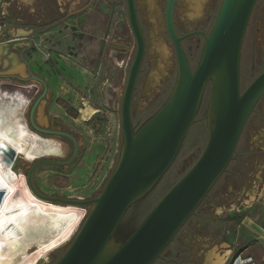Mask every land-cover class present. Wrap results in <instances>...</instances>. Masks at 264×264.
Here are the masks:
<instances>
[{
    "label": "rangeland",
    "instance_id": "1",
    "mask_svg": "<svg viewBox=\"0 0 264 264\" xmlns=\"http://www.w3.org/2000/svg\"><path fill=\"white\" fill-rule=\"evenodd\" d=\"M119 1L126 11L124 0ZM152 1L135 0L138 13L141 15L147 6L148 8L152 6ZM221 2L222 0H176L173 12L180 26L178 31L185 33L203 29L208 32L214 18L210 19L208 25L204 20L217 13ZM157 5L163 13L166 0H157ZM193 7L197 8L198 14L191 20L188 11ZM22 15L25 25L29 26L30 14L26 11ZM7 26L6 22L5 33L8 31ZM143 26L148 45L132 103V121L136 128L163 105L177 78L175 53L171 41L164 32V25L161 24V27L157 28L153 23L143 21ZM75 36L77 37L76 34ZM119 36L129 40L133 58L135 40L129 25L124 30H119ZM39 39L42 41H27V45L19 47L14 46L15 42H7L5 47L0 44V86L8 90L16 88L23 90L29 103L22 112V119L31 131L43 138L54 140L59 153L41 156L43 158L38 157L31 161L18 156L13 169L24 175L29 187L27 174L38 161L70 160L72 142L56 134L37 131L32 123L43 130L65 131L76 141V156L68 164L38 163L32 169L31 183L43 195L90 200L101 193L119 158L122 145L120 103L130 64L122 72L107 59L104 67L106 72H102L101 75L80 72L78 69L83 65L80 64L79 56L75 52L54 54L52 49L45 47L47 39L44 37ZM196 39V36H192L182 42L191 69L196 66L203 47V41H200L198 48L195 47ZM153 45L155 48L158 45L159 51V56L154 62ZM190 46L193 47L192 50H189ZM13 53L22 54L20 62L16 63L12 58ZM19 67L21 69H18ZM263 69L264 0H257L241 46L240 90L243 91ZM118 86L121 90L115 98L116 105L113 107L109 99L112 97L113 100L112 88L117 89ZM210 94L211 82H208L194 122L187 130L174 161L155 186L128 208L116 231L118 240L126 238L138 226L161 197L198 159L208 135L206 116ZM85 103L96 111L90 118L84 120L80 109ZM258 113L264 116V94L255 106L254 112L248 117L235 148L234 157L226 170L199 203L195 215L189 217L182 225L173 243L163 250L167 253L168 261L160 259L152 264H176L175 262L209 264L224 250L239 247L241 244L237 233L239 228L235 223L227 222L225 220L227 217H242L246 213L264 217V120ZM53 121L59 122L60 126L56 128ZM50 203L70 206L77 212L84 210L85 215L69 240L51 250L46 258H40L37 264L56 262L92 208L91 204L80 206ZM214 218L219 221L216 228L210 229L208 223H203L205 219Z\"/></svg>",
    "mask_w": 264,
    "mask_h": 264
},
{
    "label": "water",
    "instance_id": "2",
    "mask_svg": "<svg viewBox=\"0 0 264 264\" xmlns=\"http://www.w3.org/2000/svg\"><path fill=\"white\" fill-rule=\"evenodd\" d=\"M175 1L166 0L165 27L175 52L176 82L163 105L136 128L132 121V103L146 54V41L135 0H124L135 52L120 103L122 145L119 158L97 197L62 199L43 195L35 189L31 183L34 166L40 162L68 164L76 156L77 144L71 135L43 130L32 123L37 131L69 136L74 143V154L66 162L42 159L35 163L27 174L31 192L47 202L92 205L54 264H152L160 258L233 159L245 123L264 94V70L243 91L239 87L241 46L257 0H222L208 33L182 35L174 28ZM196 33L203 36L204 42L198 62L191 69L182 40ZM208 82H211L206 116L208 135L201 154L138 226L126 238L118 240L116 231L128 208L155 186L174 161L194 122ZM3 142L9 146L5 140ZM0 151L5 152L2 145ZM18 156L23 157L20 152ZM8 195L11 198L6 186L0 188V208Z\"/></svg>",
    "mask_w": 264,
    "mask_h": 264
},
{
    "label": "crops",
    "instance_id": "3",
    "mask_svg": "<svg viewBox=\"0 0 264 264\" xmlns=\"http://www.w3.org/2000/svg\"><path fill=\"white\" fill-rule=\"evenodd\" d=\"M152 2V6H147L139 17L142 23H153L154 27L160 28L164 24L163 13L157 0ZM4 10L8 24L6 33L12 39L10 42H15L14 46L27 45V41H42L39 38L44 37L47 39L45 47L52 49L54 54L75 52L83 65L78 69L80 72L98 75L106 72L107 59L114 65L109 56L112 49L132 53L129 40L119 36V30L129 25L127 13L119 0H9ZM26 11L31 16L29 26L22 19ZM188 14L194 20L197 8H190ZM7 44L2 43V46ZM157 46L153 45V62L159 56ZM13 54L16 63L20 62L22 54ZM120 90L118 86L117 95ZM235 224L239 228L237 233L241 244L224 250L223 253L229 250L224 264H264V217L246 213Z\"/></svg>",
    "mask_w": 264,
    "mask_h": 264
},
{
    "label": "bare ground",
    "instance_id": "4",
    "mask_svg": "<svg viewBox=\"0 0 264 264\" xmlns=\"http://www.w3.org/2000/svg\"><path fill=\"white\" fill-rule=\"evenodd\" d=\"M28 103L21 88L0 86V146L5 148V152L0 151V188L6 186L11 193L0 208V264H37L69 240L85 215L84 210L77 212L70 206L40 200L27 186L24 175L14 171L19 152L30 161L59 153L54 140L42 139L22 119ZM95 111L85 103L80 109L82 119ZM227 255L229 250L209 264H223Z\"/></svg>",
    "mask_w": 264,
    "mask_h": 264
},
{
    "label": "flooded vegetation",
    "instance_id": "5",
    "mask_svg": "<svg viewBox=\"0 0 264 264\" xmlns=\"http://www.w3.org/2000/svg\"><path fill=\"white\" fill-rule=\"evenodd\" d=\"M135 5H136V3H135ZM175 5V4H174ZM165 7H166V5H165ZM137 8V7H136ZM174 10V9H173ZM126 12H127V10H126ZM137 14H138V18H139V22H140V25H141V27H142V30H143V33H144V36H145V32H144V29H143V23L141 22V20H140V17H139V13H138V10H137ZM163 18H164V32H165V34L167 35V37H168V34H167V31H166V27H165V10H164V12H163ZM211 18H214V14H211V16H209L208 17V19L206 20H204L205 22L204 23H206L207 25H208V23H209V21H210V19ZM173 21H174V28H175V30H176V32H177V34L178 35H182V34H185V33H189V32H204V33H208V32H206V31H204L203 29H195V30H191V31H189V32H185V33H180L179 31H178V29H179V25H178V23L176 22V20H175V18H174V12H173ZM192 36H196L197 37V39L195 40V41H197V44L195 45V47L196 48H198L199 47V45H200V41H203L204 42V40H203V36L201 35V34H199V33H196V34H193V35H190V36H188V37H186L185 39H187V38H189V37H192ZM169 38V37H168ZM185 39H183L182 40V42L185 40ZM170 40V39H169ZM145 41H146V51H147V45H148V41L146 40V36H145ZM193 49V47L192 46H190L189 47V50H192ZM174 50V49H173ZM175 53V52H174ZM145 56H146V54H145ZM143 65V64H142ZM264 70V69H263ZM142 72V71H141ZM258 102H259V100H258ZM257 102V103H258ZM257 105V104H256ZM53 124L55 125V127L56 128H58L59 126H60V123L59 122H57V121H53ZM51 131H56L55 129L54 130H51ZM60 132H64L65 134H68V135H70L69 133H67V132H65V131H60ZM59 136H61V137H64V138H66V139H68L70 142H72V144H73V151H72V154H71V157L73 156V154H74V143H73V141H72V139L69 137V136H66V135H59ZM68 151H69V149H68ZM195 215V212H194V214H192L191 216H194ZM190 216V217H191ZM204 222H206V223H208L209 225H210V229L211 228H216L217 227V225L219 224V221L217 220V218H214V220H212V219H205V220H203V223ZM182 227V226H181ZM181 229V228H180ZM179 229V230H180ZM179 230H178V232H179ZM177 232V233H178ZM176 233V234H177ZM175 234V235H176ZM174 238H175V236L173 237V239L170 241V243H173V240H174ZM170 243L168 244V245H170ZM191 253V252H190ZM189 253V254H190ZM180 254V253H179ZM167 253H164V252H162V254H161V257L160 258H157L156 260H160V259H162L163 261H168V259L166 258L167 256ZM155 260V261H156ZM154 263V262H153ZM176 264H180L179 262H175Z\"/></svg>",
    "mask_w": 264,
    "mask_h": 264
},
{
    "label": "built area",
    "instance_id": "6",
    "mask_svg": "<svg viewBox=\"0 0 264 264\" xmlns=\"http://www.w3.org/2000/svg\"><path fill=\"white\" fill-rule=\"evenodd\" d=\"M8 1L9 0H0V42H1L0 44L12 41V39L9 38L7 36V33H5L4 31V28L6 26V22H5L6 12L4 10V6L8 4ZM109 56L111 60L113 61L114 65L120 69H127L132 59V53L129 54L123 51L119 52L116 49H112L109 53ZM105 85L107 86V84ZM116 90H117L116 88H112L114 98L113 100H112V97H110L109 99L111 102V105L113 106H114L115 96L117 95Z\"/></svg>",
    "mask_w": 264,
    "mask_h": 264
},
{
    "label": "trees",
    "instance_id": "7",
    "mask_svg": "<svg viewBox=\"0 0 264 264\" xmlns=\"http://www.w3.org/2000/svg\"><path fill=\"white\" fill-rule=\"evenodd\" d=\"M258 115L260 116V118H261L262 120H264V116H262L260 113H258ZM240 218H241V217L233 216V217H227L225 220H226L227 222L237 223L238 220H239Z\"/></svg>",
    "mask_w": 264,
    "mask_h": 264
}]
</instances>
